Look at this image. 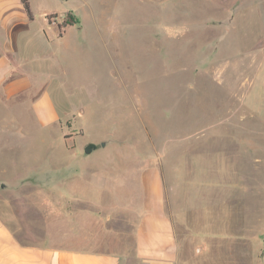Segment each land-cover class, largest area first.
Here are the masks:
<instances>
[{"label": "rangeland", "instance_id": "374dc122", "mask_svg": "<svg viewBox=\"0 0 264 264\" xmlns=\"http://www.w3.org/2000/svg\"><path fill=\"white\" fill-rule=\"evenodd\" d=\"M27 1L0 102V218L20 241L86 208L92 249L142 264L137 178L157 169L177 264H264V0Z\"/></svg>", "mask_w": 264, "mask_h": 264}, {"label": "crops", "instance_id": "0c3cea01", "mask_svg": "<svg viewBox=\"0 0 264 264\" xmlns=\"http://www.w3.org/2000/svg\"><path fill=\"white\" fill-rule=\"evenodd\" d=\"M12 7L22 14H11ZM22 10L20 0H0V31L2 30L5 34L0 42V102L3 96L13 94L20 86L18 80H7L6 76L11 70V60L6 54H11L9 40L16 24L29 20ZM262 52L264 54V51ZM4 53L6 54L3 55ZM255 75H258L257 71ZM251 109L252 116H264L256 114L258 112L253 109V106ZM95 174L92 175L95 176ZM126 180H128L126 191H129L130 180L129 178ZM63 181L66 182L64 179ZM107 181L108 176H103V183L106 184ZM137 181L140 183L141 200L137 205L139 220L135 229L136 256L142 264H177L178 245L172 222L166 211L161 173L157 169L143 170ZM85 183L83 175L81 177L75 175V192L82 190L80 199L77 200L97 209L101 204V197L94 196L92 186H85ZM111 206L113 207L112 203L106 208ZM130 206L131 202L124 207L130 209ZM47 217L43 241L37 245L20 241L15 234V229L0 218V264H115L114 254L92 249L95 246L94 243L99 245L102 238H106L105 233L103 237L101 236L98 220L92 221L95 217L93 211L86 208L80 209L73 219L77 224L80 223L78 229L70 226L71 218H68V215L58 216L60 217L58 221L53 223L50 222V215ZM72 239H78L80 243L87 245L75 248L67 243Z\"/></svg>", "mask_w": 264, "mask_h": 264}, {"label": "trees", "instance_id": "16d2710c", "mask_svg": "<svg viewBox=\"0 0 264 264\" xmlns=\"http://www.w3.org/2000/svg\"><path fill=\"white\" fill-rule=\"evenodd\" d=\"M21 1V5H22V8L24 10V13L26 14L27 18L29 20H32L33 19V16H32V12H31V9H30V5H29V2L27 0H20ZM95 148L94 145L92 144H88L86 147H85V153H90L93 149Z\"/></svg>", "mask_w": 264, "mask_h": 264}]
</instances>
